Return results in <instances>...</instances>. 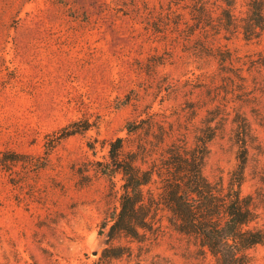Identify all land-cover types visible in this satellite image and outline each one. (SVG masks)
<instances>
[{"label": "rangeland", "instance_id": "1", "mask_svg": "<svg viewBox=\"0 0 264 264\" xmlns=\"http://www.w3.org/2000/svg\"><path fill=\"white\" fill-rule=\"evenodd\" d=\"M190 1L0 0V152L27 156L0 166V264H94L104 246L99 225L120 193V175L98 170L108 142L123 137L134 147L143 134L126 135L125 123L150 115L155 130L184 133L191 144L214 104L227 116L203 173L226 185L239 152L232 117H245L241 193L252 196L264 229V29L250 41L216 32V21L204 31L192 25ZM208 5L215 18L220 2ZM231 11L244 17L247 0ZM207 45L231 53V72ZM73 121L91 126L46 153ZM140 232L138 240L116 236L111 244L127 251L104 264H213L163 211ZM247 253L248 264H264V242Z\"/></svg>", "mask_w": 264, "mask_h": 264}, {"label": "trees", "instance_id": "2", "mask_svg": "<svg viewBox=\"0 0 264 264\" xmlns=\"http://www.w3.org/2000/svg\"><path fill=\"white\" fill-rule=\"evenodd\" d=\"M217 1L221 9L214 18L208 0H191L188 14L192 25L205 31L214 27L216 21V32L239 31L246 41L260 37L264 29V0H247L246 14L239 20L233 18L231 11L235 0ZM205 49L213 52L207 54L217 60L221 70L231 72L229 65L233 59L229 51L223 53L208 45ZM225 106L214 104L213 108L206 109L200 125L194 126L191 144L184 133L175 137L172 129L167 131L162 125L155 130V121L150 115L125 123L126 135L143 134L138 143L130 145L134 147L126 149L123 137L108 142L107 159L98 163V170L110 179L120 175V193L117 207L99 225L97 235L103 239L104 246L94 264L122 256L127 250L112 245V240L120 234L138 240L142 235L140 230L150 228L157 211L164 212L168 227L187 238L200 255L209 254L213 264L249 263L247 250L264 242V229L255 224L257 213L252 196L241 193L246 161L245 117L241 116L240 120L232 117V122L237 124L239 152L226 185L221 179L210 181L203 173L208 143L223 129L227 116ZM90 126L89 121H73L61 127L54 133L46 153ZM26 157L0 152V166L6 167ZM151 184L155 185V191L145 190Z\"/></svg>", "mask_w": 264, "mask_h": 264}]
</instances>
